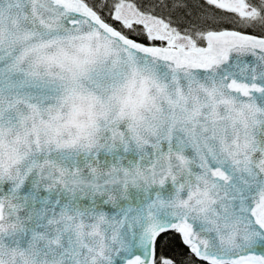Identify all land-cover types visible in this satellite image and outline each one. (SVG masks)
I'll return each mask as SVG.
<instances>
[{
	"label": "snow or ice",
	"instance_id": "obj_1",
	"mask_svg": "<svg viewBox=\"0 0 264 264\" xmlns=\"http://www.w3.org/2000/svg\"><path fill=\"white\" fill-rule=\"evenodd\" d=\"M0 264H264V0H0Z\"/></svg>",
	"mask_w": 264,
	"mask_h": 264
}]
</instances>
